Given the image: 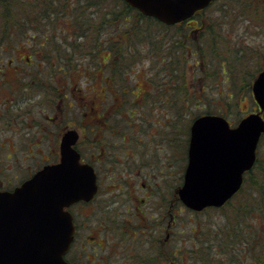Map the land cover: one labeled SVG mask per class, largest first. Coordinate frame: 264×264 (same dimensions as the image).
I'll use <instances>...</instances> for the list:
<instances>
[{
	"label": "rangeland",
	"instance_id": "1",
	"mask_svg": "<svg viewBox=\"0 0 264 264\" xmlns=\"http://www.w3.org/2000/svg\"><path fill=\"white\" fill-rule=\"evenodd\" d=\"M104 2L94 11L96 16L91 15V22L105 18L100 40L101 48H105L98 54L91 40H85L67 18L58 19L45 32L35 30L37 44L28 40L32 30L24 35L12 32L17 43L15 52L6 46L8 54L4 56L14 62L7 64L0 78V180L13 188L42 165L59 160L62 135L76 128L80 133L77 147L96 167L100 184L94 201L71 208L80 227L81 243L100 244L102 257L116 245L121 250L116 255L124 256L125 263L129 259L130 264H191L187 249L195 237L192 230H200L201 225L203 229L221 225L226 220L214 209L210 214L196 215L178 199L177 189L183 184L188 163L190 126L193 118L203 113L222 114L235 125L258 109L252 85L264 68V5L259 0H218L205 9L198 18L211 24L208 31L203 32L202 27L191 34L197 44L200 42L198 49L203 57L194 62L192 58L185 72H177L175 98L163 104H146L144 94L152 91L151 96L157 97L160 75H167L161 59L170 42L176 48L175 66H182L184 59L179 57L186 55V48L181 47L184 44L179 37L183 30L166 32L152 27L156 31H151L148 40L142 33L147 28L145 23L133 30L141 26L134 16L118 9L115 0ZM125 18L132 22L125 23ZM198 18L191 25L200 27ZM45 35L52 39L45 41ZM114 41L127 51L118 61L108 46ZM115 62L120 68L116 71ZM67 64L71 70H65ZM222 64L226 68L221 75ZM84 65L88 67L85 70ZM90 68H95L94 75L89 73ZM128 69L132 75L126 72ZM134 94L135 104L145 102L141 110L132 103ZM5 102H10L7 109ZM113 102L125 106L119 109ZM129 108H133L135 118L128 116ZM50 116L56 121L48 120ZM127 179L129 183H125ZM246 191L232 199L235 209L249 199ZM143 199L147 203L135 210L134 204ZM123 215L132 222L124 221L125 230L116 238L111 225H117L115 221ZM230 217L235 219L234 215ZM134 226L138 230L133 234ZM168 233L170 239L166 240ZM88 235L95 236L92 243L86 241L93 240ZM179 240L181 258L177 252ZM164 246L166 251L159 248Z\"/></svg>",
	"mask_w": 264,
	"mask_h": 264
},
{
	"label": "water",
	"instance_id": "2",
	"mask_svg": "<svg viewBox=\"0 0 264 264\" xmlns=\"http://www.w3.org/2000/svg\"><path fill=\"white\" fill-rule=\"evenodd\" d=\"M126 1L145 15L174 24L213 0ZM252 91L258 109L236 126L214 113L193 120L188 164L177 190L188 208L221 207L240 190L245 172L255 164L264 134V68L254 79ZM79 137L77 129H68L57 162L45 164L12 190L0 191V264H71L65 254L75 226L67 208L90 201L98 191L94 166L82 162L75 147Z\"/></svg>",
	"mask_w": 264,
	"mask_h": 264
},
{
	"label": "trees",
	"instance_id": "3",
	"mask_svg": "<svg viewBox=\"0 0 264 264\" xmlns=\"http://www.w3.org/2000/svg\"><path fill=\"white\" fill-rule=\"evenodd\" d=\"M115 1L118 9L121 8L122 11L127 13L131 18L134 16L136 19L135 22L139 21L138 23H141V26H135L133 30H138L139 27L141 28L142 25H144L142 23L147 25V28L142 33L143 35H147L146 39L148 40L152 38L151 31L153 33L156 31L153 29L154 27L164 29L166 32L174 28L178 31L183 30L179 37L180 44H184L181 47L186 48V55L179 57L184 59L182 66L180 64L175 66V62L178 60L175 53L176 48L174 42H170L167 45L168 51L165 52L161 59V62H164L162 70H164L167 75L164 77L160 75L161 86L156 89L157 97L153 98L151 96L153 93L150 92L152 91H147L144 94L146 104H149L150 101L160 103L170 102V100L177 95L173 90L177 72L180 70L185 72L192 58V62H194L195 59L200 60V58L203 57V53L198 49L200 42L197 44L196 41L192 39L191 34L193 31L200 30L202 27H204L202 28L204 29L203 32L208 31L207 28H209L211 24L202 17L200 19L198 18V15L205 9L201 10L196 17L185 22L176 25H167L156 18L144 15L125 0ZM217 1L218 0H214L208 7ZM259 2L264 5V0H259ZM104 3V0H0V78L4 77L8 66L7 64L9 62H14V59L10 56L7 58L4 56L5 53L8 54L5 50L6 46H10V51L13 53L15 52L14 46H16L17 43H15L13 39L14 34L12 32L14 30H17V33L21 35L31 32L30 30L34 31L31 37H28V40L35 41L37 44L35 40V30L38 32H45V28L51 29V26H54L60 18L71 20L68 21L70 25L72 24V26H75L74 29L80 30L82 33L81 36L83 38L85 37V40L90 39L92 48L94 49L93 51L97 54L100 53L102 49L105 48H101L103 43L100 41L101 29L103 28L101 24L104 23L105 18H101V21L91 22V15H95L94 11L97 10V7H103ZM116 18L117 15H115L114 19ZM195 18H198V21L200 20V27L191 25V21ZM130 21V19L125 18V23ZM135 32L139 34V31ZM203 32H201L202 36L204 35ZM124 36H126V34H124ZM77 37L78 36H76V39ZM155 37H158V35H155L154 38ZM50 38L51 37L45 35V41ZM187 43H190L192 46H189ZM108 46L115 54V61L121 60L122 56L127 55V51L120 48L119 42L114 41ZM107 60L108 59H106V61ZM79 65L80 64H77V69H80ZM71 67L72 66L67 64L65 70H71ZM224 67L225 65L222 64V69L220 71L221 75L223 74ZM87 68V66L83 67L84 70ZM200 68L201 67H196L197 70ZM119 69V67H116L115 62L114 70L116 71ZM160 70L161 69H158V71ZM126 72L130 73V75L133 74L129 69ZM89 73L94 75L96 73L95 68H90ZM158 73L161 74V72ZM104 78L107 79L108 76L106 75ZM180 81L179 79V82ZM151 82L156 84V81L153 79ZM167 85H171V87L168 88ZM188 86V88H191L190 85ZM135 95L136 94L133 95V104H135L136 101ZM145 102L141 105L135 104L136 108H140L141 110L144 108ZM113 103H115V106L119 109L125 106L123 103ZM85 112H87V109L83 111V114H86ZM128 112L129 117L135 118L136 113L133 111V108H129ZM245 191L249 192V199L241 201L242 204L238 203L239 206L235 209V202H233L232 199L240 192ZM237 194L222 207H210L202 211L203 214L207 212L210 214L212 209L217 210L224 215L226 221L221 225L212 224L206 227V229H203L204 227L201 225L200 230H198V227L196 228L197 230H192V232L195 233V237L192 238L193 244L187 249V251L191 253L189 255L191 264H264V135L259 144L256 163L254 167L247 172L244 184ZM193 212L196 215L201 213ZM232 215L235 216V219H231L232 217L230 216ZM181 245L180 240L177 241V252L180 258V254L183 251ZM159 248L166 251L165 246Z\"/></svg>",
	"mask_w": 264,
	"mask_h": 264
},
{
	"label": "flooded vegetation",
	"instance_id": "4",
	"mask_svg": "<svg viewBox=\"0 0 264 264\" xmlns=\"http://www.w3.org/2000/svg\"><path fill=\"white\" fill-rule=\"evenodd\" d=\"M18 71V70H17ZM96 102V101H95ZM10 102H5L3 103V105L5 106L4 108L7 109L6 105L9 104ZM90 108L94 109V107H92V103H90ZM93 115V114H92ZM54 120L56 119L55 117H49L48 120L50 119H53ZM93 120L95 121H98L99 119L98 118H93ZM92 120V121H93ZM56 121V120H55ZM7 122L5 119H4V123ZM3 123V124H4ZM6 130V126L5 128L3 127V130ZM4 130V131H5ZM65 133V132H64ZM57 153V151L55 152ZM83 154V153H82ZM8 157H10V155H8ZM0 168H2L0 166ZM124 183V181H122ZM128 182V179L125 180V183ZM5 182L4 181H1L0 180V190H7V189H11L10 187H8L6 184H4ZM129 183V182H128ZM132 184V183H131ZM131 184H128V185H131ZM143 185L145 186L146 184L143 183ZM123 189V188H122ZM92 201L90 202H81V203H84V204H89L91 203ZM146 199H143V202L142 203H139V204H134L135 205V210H140L141 209V206H143L144 204H146ZM127 211H129V207H126ZM139 212H137L138 214ZM74 215V223H75V236H74V241L73 243L71 244V247L70 249L68 250L67 254H66V258L72 263V264H128L129 263V259L127 261V263H125V259H124V256L122 255H119L117 256L116 254L119 252L121 253V250H120V247H117L116 245L114 246V249L115 250H111L107 253V255L105 257H102L101 255V252L99 249H102L103 246H100L98 247V245L100 244H97V245H94V244H91V245H83L81 243V238H80V227L78 225V222H77V217L76 215L73 213ZM169 222H168V229L171 228L172 226V221H173V216H171L169 218ZM125 221V224L127 223H131L132 222V219L127 217V216H124L123 215V218H121L120 220H116L115 223H117V225H111V227L113 228V231H114V234H116V238H118V234L119 232L125 230L123 228V223ZM121 225V226H120ZM118 230V232H117ZM137 227L134 226V232L137 231ZM140 230L142 232H144V229L142 230L140 228ZM89 239H93V240H87L86 241L88 243H92L91 241H94L95 240V236H91V235H88ZM170 239V234L168 233L167 234V239L168 240ZM122 240V239H121ZM117 247V248H116ZM110 248V247H109ZM130 264V263H129Z\"/></svg>",
	"mask_w": 264,
	"mask_h": 264
}]
</instances>
